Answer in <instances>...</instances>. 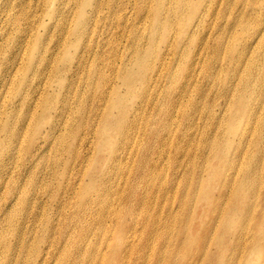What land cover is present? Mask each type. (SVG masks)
Here are the masks:
<instances>
[{
  "label": "rangeland",
  "instance_id": "rangeland-1",
  "mask_svg": "<svg viewBox=\"0 0 264 264\" xmlns=\"http://www.w3.org/2000/svg\"><path fill=\"white\" fill-rule=\"evenodd\" d=\"M149 1H147V4ZM153 1L151 0L150 3ZM19 2L20 0H13L15 8L7 12L10 14L17 13ZM36 3L37 0H30L27 8L29 17L25 19L24 15H21L19 26L27 28L32 33H44L45 42L43 45L47 43L50 47L49 51L44 50L42 54L35 52L36 50L32 49L29 44L31 39L33 41V38L29 40L27 45H23L21 50L15 45L9 47L5 44L6 35L0 36V47L3 53L10 55L16 62V67L3 70L1 69L3 55L0 54V78L2 82L0 84V118L5 119V114L12 111L13 117L16 115L17 119H21L23 112L26 110L24 106L12 107L13 102L20 100L22 96V92L17 87L22 72L17 67L33 62L34 68L38 73L37 78L32 79L30 82L35 85L34 89L23 88L30 93L28 104H31V109H28V112L30 111L31 115L25 116L27 117L25 124L29 128L19 138L20 140L14 152V159L5 161L3 164L1 174L5 178V186H3L2 180L1 189H5L7 182L10 180H15L19 185L18 187H22L23 184L27 185L31 196L35 197L37 195L36 184L31 185V182L32 180H38L37 174L39 173L41 177H45L46 168L34 165L31 168V164L26 166L25 163L29 156L24 152L22 146H26L31 138L35 140L34 136H38L36 131L35 133H30V122H34L42 113L45 95L54 92L52 96L54 101L50 104L46 103V106L55 105L63 114H67L70 109H75V113L71 117L73 122H81L84 116H87L84 125L85 140L88 137L90 139L92 132L99 128L102 121H99V119L103 113L110 114L109 116L117 118V121L121 123L123 120H127L134 127L132 153L124 155L125 157H121L120 161L115 160V158L105 161L103 158L110 150L132 142V139L122 138L123 136L119 134V122H111L107 125L109 131L112 132V141L103 152L92 150L90 143H83L81 137L77 138L75 141L79 143L78 146L82 150V156L79 157V163L75 170L72 171L70 182L76 184L75 175L78 176L77 178L82 176L87 179L89 174L101 170L104 171V175L101 178L109 185L125 182L127 184L123 187V190L130 189L132 185L137 186V195L139 193L145 194L148 202L138 208L131 207L130 211L141 222H144L150 212H153L156 208H163L158 213V219L160 218L159 221H161L165 219L163 212L169 207L173 206V209L176 210L179 207V203L181 205L180 215L177 214L169 222L171 229L158 230L154 233L152 239L148 236L150 227L145 226V223L142 225L137 223L131 231L127 229L125 232H119L109 225L108 216H106L104 224L95 225L93 231L86 233L85 239H87L82 245L83 254L77 257L74 254H70V257L65 262L68 261L69 264H110L113 259H116V256L118 261H120V256H122L123 264H195L197 259V264H219L224 260L223 252L226 249L230 252L235 247L234 254H228L231 264H264V239L259 238L264 234V216L262 215V220L256 217L259 216V211L256 210V207L262 209L264 203L258 201L255 204L252 201L253 209L249 214L250 217L247 220L245 217L247 212L245 207L248 203L249 205L251 203L249 196H251V189L254 186L246 180V175L249 173V165L246 163L250 159L259 157L258 163L254 164L257 167L256 170H259V174L255 178L262 181L259 182V186L262 185L259 190L264 193V154H261L262 147L260 149L254 147L251 154H249V150L253 145L250 143L249 147L245 139L241 144L245 151L238 158L234 156L237 162H231L230 158H222L226 153H229L230 156L232 155L236 149V146L233 148L234 140L238 141L237 134L239 135L238 132L244 125L243 118L235 120L238 112H240V105L238 104L243 100L242 95L238 96L240 99L236 98V104L233 106L229 104L231 92L228 88L230 82L234 80V77L232 80L230 77L234 75L237 78H241L247 71H251V73L257 71V67H261L259 71L264 73V58L258 57L259 52L264 56V6L252 10V0H239L235 7L231 9L235 0H224L223 2L221 0H202L197 12L200 11L201 15H205L204 22L195 26L194 17H191V19L187 17L188 13L192 14L193 12H188L183 16L177 13L175 18L172 19L170 26L160 37L161 49L157 48V53H160L162 48L164 49L166 41H172L176 38L177 44L180 46H170L168 56L165 58L168 61L173 56L176 60L169 71L164 66L162 71L157 69L159 73H155L156 70L154 68L149 69L146 62L138 66L133 62L132 56L128 57V53H126L127 57H123L124 51H122V48L125 46L126 48L127 46L129 47L131 38L129 36L130 40L127 43L128 32H126L127 36L125 38L120 35L121 28L116 23L107 26L104 22H101L100 18L103 14L97 16V18H91L90 25L87 28V32L90 31L91 37L84 41L94 45L97 40L102 44L104 39L109 37L110 40L107 43L113 42V46L109 48V51H103L98 56L87 54L88 51L76 52L79 47L84 45V41L81 38H73L70 35L66 38V40H72L70 42L71 46L65 50L66 56L60 58L54 64L53 59L60 51L58 43L56 44V42H59V38L51 34L49 30L51 21L53 22L54 20L50 21L47 16L41 14V6L37 7ZM55 4H59L58 1ZM132 4L133 0L130 1L127 15L131 14L132 16L135 13L131 8ZM74 5L75 0H69L65 11L59 16V18H62L63 30L65 31L70 27L72 30L77 25L72 20L75 14V10L72 8ZM151 5V8L150 5H145L140 10L141 13L148 14V18L150 16L153 17L148 22L140 19L137 21L142 35H146L148 28L151 27L149 25L154 24L152 27L157 25V20L153 16L155 4ZM69 10L70 12L74 11L67 15ZM241 12H246L247 14H242ZM208 22L214 24L211 26L212 35L208 40L207 48L202 58L192 66L193 50L200 40L203 39V34L209 31ZM144 25H147V27H143ZM183 27L187 28L186 32L183 31ZM255 28L263 30L261 32L263 33L261 40L250 42L248 41L250 38L249 34ZM8 32L10 30L7 21L5 33L7 34ZM152 39L159 40L158 37ZM134 43L135 40L131 45ZM246 43L248 44L247 46ZM59 46H62L61 42H59ZM252 51H255L256 55L251 57L250 60ZM16 52L17 54L15 55ZM40 57L41 60L38 59ZM146 57L148 58V54ZM62 62L68 65L74 64V68L70 72H63V77H66L63 83L56 79L55 73L59 67H62ZM128 63L129 68L122 78H120L116 70H112L113 67L118 68ZM170 70L172 71L171 75ZM187 77L186 84L182 85L181 81ZM127 78L131 83H128ZM135 78L137 79L136 83L134 82ZM144 78L147 79L145 80ZM252 79L254 83L251 84V89L258 91L256 79ZM14 84L16 88H14ZM62 85L64 86V92L69 91L64 98L61 95ZM128 85H131V87ZM180 90H183L185 94L177 102L175 96ZM23 93L25 94L26 92ZM39 96L40 98H38ZM217 106L220 107L218 108ZM247 112L248 110L244 111V113ZM92 116L96 117L93 118ZM222 116L228 119L227 130L225 128L223 130V134L225 132L227 134L226 139L220 136L217 140L210 142V138L214 137L216 133L221 134L222 127L219 126L218 119ZM164 118L170 123L167 131L163 130ZM67 119V117L60 115L56 118L45 116L42 121L45 124H55L63 129ZM103 122H105V119ZM261 127L262 129L264 128V118L261 120ZM181 136L187 138L186 141L182 142L181 152L189 154V156L184 158V162H191V165H186L185 163L182 166L180 172H183L184 176H186V182L185 179L182 180L181 187L173 189V184L165 173L169 166L174 167L177 139H181ZM252 138L255 140L258 139V136L254 135ZM75 141L74 139L69 141L72 147L77 143ZM57 142V136L47 138L44 143V147L48 149L45 157H51V149ZM196 150L198 153L201 151L204 156L200 157L197 153L194 158L193 155ZM238 150L235 151L236 154H239ZM190 153H193V155L191 156ZM38 156H34L32 158L34 159L33 161ZM95 158H97V162H94ZM245 159H247L246 163ZM141 163H143L144 172L142 171L143 169L138 168ZM152 165L155 168V172L159 173V178L166 182L167 187L169 186L170 192H166L165 195V190L158 194V188L156 189L150 183L152 179L149 180V185L144 187L146 191L141 192L142 188L140 186L143 187L145 184V176L148 177L150 175ZM49 167H51L50 161L47 168ZM56 168L58 167L56 166ZM223 174L232 179L230 184H223ZM45 179L49 181L52 177L49 178L48 175ZM45 179L39 181L44 182ZM29 180L30 182H28ZM157 180L158 182L161 181L158 178ZM252 180L255 183L253 178ZM143 181L144 183H142ZM238 185H242L240 190ZM31 187L35 188L31 189ZM65 187L61 189L60 185H51L50 189L60 190L61 194L66 196L69 194L68 191L64 193ZM46 188L48 190L49 186H46ZM39 192V195L42 196L40 200L41 207H37V200L34 199L27 213L16 211L17 213L14 215L12 227H15L14 232H17V234L13 233L11 235L10 232L7 234L11 243L18 244L13 247L15 248L13 251L22 250L23 247L35 250L38 249V245L42 246L40 242H37L36 235L39 230L37 231L36 229L38 224L41 227L45 221H47L46 225L48 226V219L54 229L47 230L45 233L48 236L52 231L56 239L65 235L67 231L72 230L74 221L78 220L77 218H82L73 216L74 209L65 218L56 216L52 209L47 208L42 190ZM221 194H223L222 197H220ZM242 195L245 196V201L242 200ZM2 198L7 199L8 196L5 193L2 194L0 190V209L5 208L6 204ZM131 204L132 202L129 205L131 206ZM233 205L243 208V211L240 208L232 210L231 206ZM117 210H122V208L117 207ZM69 212L70 209L65 214ZM115 213L117 214V212ZM215 217V222L210 221V218L213 219ZM34 220H36L35 229L33 228ZM240 224L245 226L243 231V238H246L245 243L244 241L238 243L234 235L236 233L234 230L237 229V226L239 228ZM253 233L255 236H252ZM167 235L169 236L166 239H169V242H164L162 238ZM253 237H258V240L253 241L251 239ZM61 243L63 245V242ZM200 246H203V249L205 248L204 254L197 255L196 250ZM120 247L122 254H120ZM253 248H256L254 252L252 251ZM53 249L52 247L50 254L46 255L45 264H55ZM93 250L99 253L97 256L98 261L95 259L96 256ZM221 252L222 255H220ZM57 256L58 252L56 253ZM20 257H22V254L16 255V258ZM34 260L35 263L41 260L36 252L32 253V261ZM8 263L9 258L0 260V264Z\"/></svg>",
  "mask_w": 264,
  "mask_h": 264
},
{
  "label": "bare ground",
  "instance_id": "bare-ground-1",
  "mask_svg": "<svg viewBox=\"0 0 264 264\" xmlns=\"http://www.w3.org/2000/svg\"><path fill=\"white\" fill-rule=\"evenodd\" d=\"M56 1H58L59 4L54 5ZM68 1L69 0H37L36 3L37 7L41 6V14L47 16V18L50 21L54 20L53 22L51 21V26L49 27V30L51 34L59 38L58 40L59 42H61L62 45L59 46V42H56V44L58 43V48L60 51L53 59L54 64H56V62L60 60V58L66 56L65 50L67 49V47L71 46L70 42L72 40L71 39L66 40V38L71 35V37L73 38H81L83 41L84 40L86 41L91 37V35L89 34L90 31L88 30L89 32H87V28L90 25L91 18L93 17L97 18V16L103 14V16L100 18L101 22H104L107 26L116 23V25L121 28L120 35L125 38L127 36L126 32H128L127 43L131 38L129 47L127 46L126 48L125 46L122 48V51H124L123 57H127L126 53H128V57L132 56L133 62L135 64L139 66L146 62L149 69L154 68L156 70L155 73L158 72L157 69L159 71H162L164 69L163 68L164 66H166L167 70L169 71V69L172 67V64L176 59L173 56L170 57L168 61L165 59L166 56H168V50L170 49V46L179 47L180 45L177 44L178 41L176 40V38L173 39L172 41L171 40L166 41L164 45V49L162 48L160 53H157V48L161 49V44L159 42H160V37L163 35V32L170 26V24L172 23V19L175 18L177 13L183 16L188 12H193L192 14L188 13L187 17H189L190 19L191 17L192 18L194 17L193 18L194 26L199 25L201 22H204V16H205V15H201L200 11L197 12V8H199L200 4H202V0H154L152 3H150L151 0L150 1L133 0V4L131 8L132 10L135 11V13H133L132 16L130 13H129L130 15H127V10L131 0H75V5L72 6V8H74L75 10V14L73 15L72 20L75 23H77V25L72 30L70 27L69 29H67V31H65L63 30L62 18H59V16L65 11V7ZM147 1H149L148 4ZM223 1L224 0H221V2ZM238 1L239 0H235V3L232 5L231 9L235 7ZM29 3L30 0H20L18 12L10 14L7 11L10 12L11 9L15 8V4L13 3V0H0V36L3 37L4 35H6L5 44L8 45L9 47H11V45H15L20 50L23 49V45H27L29 40L33 38V41L31 39L29 42L30 47L36 50L35 52H38V54H42L44 50L45 51L50 50V47L48 46L47 43L43 45V43L45 42V38L43 37L44 33H39V32L32 33L31 31H28L27 28L25 27L21 28L19 26L21 15H24L25 19L29 17L27 11V8L29 7ZM151 4H155L153 7L154 8L153 16L157 20V25L154 27H152L154 24L149 25L151 27L148 28V32L146 33V35H142L139 30V26L137 25V21L140 19L144 22L146 21L148 22L153 17L150 16V18H148V14H143L140 12V10L143 7H145V5H150L151 8L152 7ZM252 4H253L252 10H255L258 9V7L264 6V0H252ZM193 8L195 9V13ZM73 11L70 12L69 10L67 15L71 14ZM241 13L247 14L246 12H241ZM7 21L10 32L6 34L5 31L7 28ZM207 25L209 26V31L203 34V39L200 40V42L195 46L193 50L192 57L194 58L193 61L191 62L192 66H194L195 63H197L200 60V58H202V55L207 48L208 40L212 35L211 26H213L214 24L208 22ZM143 27H147V25H144ZM183 31L186 32L187 28L183 27ZM262 31L263 30L257 28L252 29L249 34L250 38L248 41L253 42L255 40L256 41L261 40V36L263 34L261 33ZM155 37H158L159 40L152 39ZM61 39L64 41H62ZM109 40L110 38L106 37L102 44H100L99 41L96 40L94 42V45L84 41V45L79 47V49L76 52L82 53L88 51L87 54L98 56L103 51H109V48L113 46V42L107 43V41ZM134 40L135 43L131 45ZM247 45L248 44L246 43V46ZM151 53H153L152 57H151ZM0 54L3 55L1 69L4 70V69H11L12 67H16L15 59L11 58L10 55L4 54L1 47H0ZM16 54L17 52L15 53V55ZM147 54H148V58L146 57ZM255 55L256 52L252 51L250 55V60L251 57H254ZM258 57L264 58L263 54H261L260 52L258 54ZM38 59L41 60V57ZM94 60H96V58H94ZM62 63H63L62 67H59L55 71V73H56V79L63 83L66 79V77H63V72L64 73L67 71L70 72L72 68H74V64L68 65L65 62ZM128 66L129 63L125 65L123 64L121 65V67L118 68L113 67L112 70L114 71L116 70V72L119 73L120 78H122L124 73L129 68ZM17 68L20 69L22 72V76L20 77L17 85L19 91L22 92V96L20 100L13 102L12 107L17 108L24 106L26 110L23 112L21 119H17L16 115H14L13 117V114L11 113L12 111L5 114V119L0 118V185L2 184V180H3V184L5 183V178H3V175L1 174L3 169V164L5 163V161L6 162L12 161L14 159V152L16 151L17 144L20 140L19 138L21 134L23 132L28 131L29 128L25 124L27 119V117L25 116L31 115L30 111L28 112V109L29 110L31 109L30 107L31 104L30 105L28 104L30 93L26 89L24 90L23 88L26 87L33 90L35 85L30 82L32 79H36L38 74L34 68L33 62H28V64L25 63L24 65H19ZM259 69L261 70V67L259 68L257 67V71H254L252 73L251 71L250 72L247 71L245 72V74L241 76V78L239 77L237 78L234 75L230 77L231 80L234 77V80L230 82V86L228 88V90L231 92L229 104L230 106L236 104L235 101L236 98L242 95L243 100L240 101L239 104L237 101V104L240 105V112H238V115L235 117V120H238L240 118L244 119L243 128L240 130V132H238L239 135L237 134L238 141L234 140L233 148L236 146V149L234 150L231 156L229 155V153H226V155L222 157L223 159L230 158L231 162L234 161L237 162L235 157L237 158L240 157L245 151V149L241 146L242 141L245 139L247 140L249 147H250V143L253 145L249 150V154H251L254 147L256 149L258 148L260 149L262 147L261 154L262 155L264 154V128L262 129L261 127V120L264 118V73L259 71ZM171 72L172 71L170 70V75ZM252 78L257 80V81L255 80V82H257L258 91H254L253 89H251V84L254 83V80ZM135 79L134 82L136 83L137 79L136 80ZM187 80L188 77L183 79L181 81V84L182 85L186 84ZM127 81L128 83H131L128 78ZM0 84H2L1 78H0ZM128 86L131 87V85ZM14 88H16L15 84H14ZM262 88L263 90L261 91ZM23 92L26 93L24 94ZM68 92L69 91L64 92V86L62 85V91H61L62 98H64V96H67ZM184 94L185 93L183 92V90H180L179 92H177L175 96V100L177 102L180 101ZM53 95L54 92L45 95L42 106L43 109L42 113L40 114V116L37 117V119L34 122L32 123L30 122L31 124L30 133L32 134L35 133L36 131L38 136L37 137L34 136L35 140L31 138L28 144H26V146H22L24 152L29 156L28 160H26L25 163L26 166H29L31 164V168L32 165L41 168L44 167L46 168L45 177H41L39 173L37 174L38 180L37 179L35 181L32 180L31 182V185L36 184L37 195L35 197L31 196L27 189V185L23 184L22 187L21 186L18 187L19 185L15 180H10L9 182H7L6 188L3 187L5 189H1L0 187L2 194L5 193L8 196L7 199L2 198L3 200H5L6 204H5V208L0 209V260L1 259L5 260L6 258H9L8 264H45L46 261L45 257L47 254H50V251L53 247L54 248L53 257H55V264H69V262L68 261L65 262V260L70 257V254H74L75 257L83 254L84 249L82 245L86 242L85 241L87 239V238L85 239L86 233L93 231L95 225L104 224L106 220V216H108L109 225L114 227L119 232H125L127 229L131 231L134 229L137 223L139 225L145 223L146 224L145 226L150 227L148 236L151 239L153 238L154 233H156L160 229H162V231L166 229L170 230L171 226L169 222L173 218H175L177 214L180 215L181 213L180 203H179V207L176 210L173 209V206H171L165 212H163V215L165 214V219H162L161 221H159L160 218L158 219L159 216L158 213L163 208H156L153 212H150L148 218H146L144 222H141L137 217L132 215V212L130 211L132 209L131 207L138 208L144 206V204L148 202L145 194L139 193V195H137V190H136L137 186L132 185L130 189L123 190V187H125L127 184L125 182L121 184L115 183L109 185L103 180V178H101L104 175V171L101 170L99 172L89 174V178L87 179L83 178L82 176L81 178H77L78 176L75 175L76 177L75 180H77L76 184L74 182H70V177L73 173L72 171L75 170L77 164L79 163V157L82 156V150H80L78 146L79 143L75 141L77 138L81 137L83 139V143L84 142L90 143V147L92 150H96L97 152H103V150L112 141L111 140L112 132L109 131V129L107 128L108 124H110L111 122L112 123L119 122L120 123L118 127L119 134L123 136L122 138L127 137L129 139H132V136L134 137L133 135L134 127L132 123L130 124L127 120H123L121 123L120 121H117V118L109 116L110 114L103 113L101 115V118L99 119V121L102 120L99 128H97L96 130H94V132H92V134L90 135L91 137L90 139L88 137V139L85 140L84 125H85V121L87 120V116H84V119L81 122H73L71 117L74 115L75 109H70V111H67V114H63L61 111H59L58 107L55 105L46 106V103L50 104L54 101L52 100ZM38 98H40V96ZM238 99L240 98L238 97ZM256 99L258 100V102ZM33 100L38 101L35 98ZM217 107L219 108L220 106ZM246 110H248V112L244 113V111ZM59 115L68 118L64 124L63 129L59 128V126L55 124H47V123L45 124L42 121L45 116H51V118H56ZM92 117L94 118L96 116H92ZM226 118L227 117L222 116L221 118L218 119L219 126L222 127L221 134L216 133L214 137L210 138V142L217 140V138L220 136L226 139L227 136L226 132L223 134L224 128L225 130H227L228 127V123H227L228 119ZM104 119L105 122H103ZM164 120L165 121H164L163 130L167 131L170 126V123L165 118ZM254 135L258 136V139L254 140L252 138ZM52 136H57L58 142L51 149L52 151L50 152L51 157H45L46 151L48 149L44 147V143L46 142L48 137H52ZM192 138H194V136H192ZM71 139L72 140L74 139V141L77 142L78 144L75 143V145L72 147L71 143H69ZM186 140L187 138L185 136H181V139L180 138L177 139L175 155H174L176 157L174 167L169 166L165 173L166 177H169V181L172 182L173 189H177L179 188V186L181 187L182 180L185 179L186 182V176H184L183 172H180L182 166H184L186 163L184 162V158L186 156H189L188 153L181 152L182 142ZM132 147H134L133 139L132 142H128V144H123L122 147H118L115 148L114 150L113 149L110 150L107 155L103 156V158L105 161L109 160L110 158H115V160L120 161L121 157H123L124 155H130L132 153ZM239 148L240 150H238ZM236 150L239 151V154L235 153ZM197 153L198 151L196 150L194 155L193 153H190V155L191 156L193 155V157L195 158L197 156ZM198 154L200 157L204 156V154L201 151H199ZM36 155L39 156L35 161H33L34 159L32 158ZM258 158L259 157L250 159L247 163H246L247 159H245V163L249 165L248 166L249 173L246 175L247 179L246 178L245 179L248 182H251L252 185H254L253 188L251 189L252 197L249 196V201H251V203L250 205L248 203L245 207V211H247L246 216L244 215L246 217V220L247 218L250 217L249 214L253 209L252 201L255 202V204L258 201L264 203V193H262V191L259 190V187L262 186V185L259 186V182L262 181L255 178L259 174V170H256L257 167L254 165L255 163H258ZM151 159L153 160L152 156ZM49 161L51 162V167L47 168ZM94 162H97V158L94 159ZM142 164L143 163H141V165L138 168L143 169L142 171L144 172V168ZM187 164L191 165V162H187L186 165ZM56 166L58 168L55 169ZM48 175L49 178L52 177V179L49 181L45 179L47 178ZM159 176H160L159 173L155 172V168L152 165L150 175L148 177L145 176L144 179L146 180L145 184L143 185V187L140 186V188H142L141 192L146 191L144 187L149 185L150 179H152V181L150 182L152 186H154L156 189L158 188V194L162 193L164 190H165L164 195L166 192H170L169 186L167 187V185L165 184L166 182H164L163 179L161 180ZM157 178L161 181L158 182ZM252 178L255 180V183H253ZM41 179H45V181L44 182L39 181ZM30 180L28 182H30ZM231 181H232L231 178H229L226 174H223L222 182L224 185L230 184ZM142 183H144V181ZM39 184L40 186H38ZM51 185H60L61 189H64V187L66 186L64 193L68 191L69 195L64 196L63 194H61L60 190L57 189L51 190L50 189ZM3 186H5V184ZM43 186L45 187L43 188ZM46 186H49L48 190ZM241 186L242 185H238L239 190ZM33 188L35 187H31V189ZM213 189H214V185H213ZM40 190H42L43 195L45 196V202L47 208L52 209L56 216L65 218L74 209L73 216L82 217V218H77L78 220L76 222L74 221L73 229L67 231L65 235H62L61 237L56 239L52 231L51 233H49L48 236L47 233H45L47 230L54 229L52 223L48 219L49 222L48 226L46 225L47 221H45L42 223L41 227L38 224L36 229L37 231L39 230V233L36 235L37 242H40L42 246L38 245V249L35 250L27 249L23 247L22 250L17 249V251H13V249H15L13 247L18 244L11 243L7 237V234L9 232L11 233V235L13 233L17 234V232H14L15 227L14 226L12 227L14 222V215L17 212L27 213L29 211L31 204L34 202V199L37 200V204H38L37 207H41L40 200L42 199V196L39 195ZM222 196L223 194H221L220 197ZM245 199H246L245 196H243L242 200L245 201ZM249 201L247 200V202ZM131 202L132 204L130 206L129 204ZM117 207H120V209L122 208V210H117ZM239 208L241 211H243V208L239 206H235V205L231 206L232 210H238ZM69 209L70 212L68 214H65V212ZM123 209H125V211H123ZM256 210L259 211V216L256 217L257 219L260 220L262 215L264 216V206L262 207V209L256 207ZM115 212H117V214ZM215 219L216 217L213 219L210 218V221L215 222ZM39 222H41V220H39ZM35 223L36 220L33 221V228L35 227ZM244 229H245L244 224H240L239 228L237 226V229L234 230V232H236L234 235L236 236L238 243H242L243 241L244 243L246 242V238H243ZM168 236L169 235L165 236V238H162L164 242H169V239H166ZM252 236H255V234L253 233ZM259 238L264 239V234H262ZM251 239L255 241L256 239L258 240V237L257 238L253 237ZM61 242H63V245ZM119 249H120V254H122L121 247ZM235 249L236 248L234 247L230 252H228V249H226L223 252L224 260L219 264H231V260L229 259L228 254L232 253L233 255ZM204 250L205 248L203 249V246H200V248L196 250L197 255L202 254ZM255 250L256 248H253L252 251L254 252ZM93 251L95 252L94 255L96 256L95 259L96 261H98L97 256L99 255V253L98 251L95 250ZM34 252H36V254H38V256L41 259L38 260L37 263H35V260L32 261V253ZM57 252H58V256L56 257ZM18 254H22V257L16 258V255ZM220 255H222V252L220 253ZM117 258L118 257L116 256V259L115 260L113 259L112 263L110 264H123L124 261H122L123 260L122 256H120V261H118ZM197 260L195 264H197Z\"/></svg>",
  "mask_w": 264,
  "mask_h": 264
}]
</instances>
